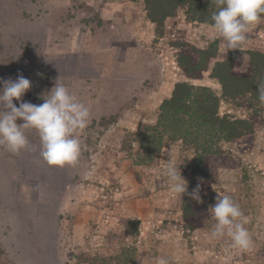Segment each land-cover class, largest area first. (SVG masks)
I'll return each instance as SVG.
<instances>
[{
	"label": "rangeland",
	"instance_id": "rangeland-1",
	"mask_svg": "<svg viewBox=\"0 0 264 264\" xmlns=\"http://www.w3.org/2000/svg\"><path fill=\"white\" fill-rule=\"evenodd\" d=\"M212 25L180 7L158 26L143 0H0V80L22 74L31 81L22 100L40 105L58 79L90 109L74 166L44 161L34 131L29 150L0 146V264H264V114L223 99L212 75L230 51L239 53L234 71L245 72L244 54L264 51V19L229 51ZM192 49L211 55L194 54L205 68L196 79L181 65ZM178 83L209 88L220 116L253 124L218 143L222 160L204 181L192 175L197 146L157 127ZM169 159L188 193L200 185L202 202L171 191ZM218 195L239 205L251 251L211 238Z\"/></svg>",
	"mask_w": 264,
	"mask_h": 264
},
{
	"label": "clouds",
	"instance_id": "clouds-1",
	"mask_svg": "<svg viewBox=\"0 0 264 264\" xmlns=\"http://www.w3.org/2000/svg\"><path fill=\"white\" fill-rule=\"evenodd\" d=\"M217 11L211 19L213 28L225 43L226 51L240 49L248 39L250 28L264 19V0H211ZM0 146L10 153L19 154L30 149L28 133L38 134L40 156L51 166H74L81 156L80 137L88 127L90 109L80 102L70 89L58 79L54 86L42 94L40 105L23 101L22 97L31 88V81L18 74L13 81L0 80ZM259 99L264 102V85L259 87ZM17 101V107L13 101ZM20 119L22 123H17ZM180 165L169 159L166 174L171 191L181 200L182 195H190L198 203L202 202L198 184L191 193L183 178ZM215 220L211 238L221 240L225 236L232 247L241 252L253 248V239L239 222L243 213L230 195L217 196L210 208ZM157 264H169L168 258L161 256Z\"/></svg>",
	"mask_w": 264,
	"mask_h": 264
},
{
	"label": "trees",
	"instance_id": "trees-1",
	"mask_svg": "<svg viewBox=\"0 0 264 264\" xmlns=\"http://www.w3.org/2000/svg\"><path fill=\"white\" fill-rule=\"evenodd\" d=\"M148 19L161 26L166 18L172 17L175 10L187 7L192 19L197 22L213 24L211 19L217 11L211 0H143ZM198 57L210 58V54L192 49V56L187 55L188 64L182 65L185 74L196 79L199 68ZM237 51H230L228 56L215 64L213 77L218 81L223 99L242 106L245 103L257 116L264 114V102L259 99V87L264 85V51L246 52L247 67L244 73H236L233 69L238 58ZM201 61V58L199 59ZM188 66V67H187ZM219 98L206 87H194L185 83L176 84L170 98L166 99L157 113V127L162 133L171 132L173 138L194 145L199 159L194 166L193 177L196 181L208 178L213 162L221 161L218 143L233 142L253 132L250 119H235L229 115L220 116L218 112ZM177 137V138H176ZM192 205H194L192 203ZM193 210V208H192Z\"/></svg>",
	"mask_w": 264,
	"mask_h": 264
}]
</instances>
